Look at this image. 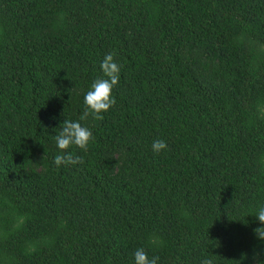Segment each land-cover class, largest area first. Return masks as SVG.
Instances as JSON below:
<instances>
[{
	"label": "trees",
	"instance_id": "1",
	"mask_svg": "<svg viewBox=\"0 0 264 264\" xmlns=\"http://www.w3.org/2000/svg\"><path fill=\"white\" fill-rule=\"evenodd\" d=\"M106 53L116 104L57 168ZM260 206L264 0H0V264H133L139 247L260 264Z\"/></svg>",
	"mask_w": 264,
	"mask_h": 264
},
{
	"label": "clouds",
	"instance_id": "2",
	"mask_svg": "<svg viewBox=\"0 0 264 264\" xmlns=\"http://www.w3.org/2000/svg\"><path fill=\"white\" fill-rule=\"evenodd\" d=\"M102 76L97 77L89 86L83 96L84 111L78 120L64 119L59 125L60 131L54 135V141L60 154L54 157V164L57 168L67 165L80 164L81 158L73 156L69 149L74 145L82 151H87L93 132L91 128L82 125L80 121L91 117L94 120H102L104 113L109 111L115 104L116 98L114 88L118 85L121 74V66L116 62L114 53H106L100 61ZM152 151L160 153L168 148V144L163 139H156L152 142ZM255 217L259 225L253 229L257 240L264 241V206H260L255 211ZM160 257L150 256L144 247L137 248L133 253V264H159ZM200 264H216L212 256L206 255ZM260 264H264L261 261Z\"/></svg>",
	"mask_w": 264,
	"mask_h": 264
}]
</instances>
